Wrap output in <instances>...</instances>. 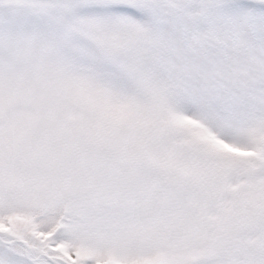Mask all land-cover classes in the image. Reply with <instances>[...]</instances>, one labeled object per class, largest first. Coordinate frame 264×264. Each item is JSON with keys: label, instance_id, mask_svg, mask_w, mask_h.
<instances>
[{"label": "snow or ice", "instance_id": "6c2138e0", "mask_svg": "<svg viewBox=\"0 0 264 264\" xmlns=\"http://www.w3.org/2000/svg\"><path fill=\"white\" fill-rule=\"evenodd\" d=\"M0 264H264V0H0Z\"/></svg>", "mask_w": 264, "mask_h": 264}]
</instances>
